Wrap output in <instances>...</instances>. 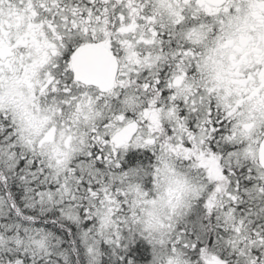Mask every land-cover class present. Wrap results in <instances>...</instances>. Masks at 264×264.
I'll use <instances>...</instances> for the list:
<instances>
[{
    "label": "snow or ice",
    "instance_id": "snow-or-ice-1",
    "mask_svg": "<svg viewBox=\"0 0 264 264\" xmlns=\"http://www.w3.org/2000/svg\"><path fill=\"white\" fill-rule=\"evenodd\" d=\"M0 264H264V0H0Z\"/></svg>",
    "mask_w": 264,
    "mask_h": 264
}]
</instances>
